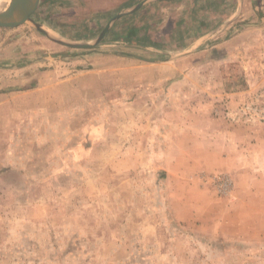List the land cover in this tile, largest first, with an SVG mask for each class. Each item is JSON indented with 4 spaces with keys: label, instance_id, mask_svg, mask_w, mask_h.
<instances>
[{
    "label": "rangeland",
    "instance_id": "1",
    "mask_svg": "<svg viewBox=\"0 0 264 264\" xmlns=\"http://www.w3.org/2000/svg\"><path fill=\"white\" fill-rule=\"evenodd\" d=\"M142 1L32 18L86 43ZM144 12L87 50L0 28V264H264V58L196 52L145 80L168 58L125 45Z\"/></svg>",
    "mask_w": 264,
    "mask_h": 264
},
{
    "label": "crops",
    "instance_id": "2",
    "mask_svg": "<svg viewBox=\"0 0 264 264\" xmlns=\"http://www.w3.org/2000/svg\"><path fill=\"white\" fill-rule=\"evenodd\" d=\"M142 2L144 5L140 9L122 16L123 21H126L127 18L136 17L139 11H146L139 18L141 22L129 25V28L123 26L122 29L127 31L124 43L130 50L146 53L153 58L159 56L168 58L160 64L149 63L153 71L148 72L145 80L158 78L154 73L155 65L172 66L180 55L194 58L197 56L194 55L196 52L220 54L219 58L225 63L226 58H228L227 62L232 58H264V0H144ZM122 19H118L119 21L115 23H120ZM232 30H236V33L227 38L228 31L232 32ZM6 57L0 54V58ZM175 63L178 64V61ZM108 72L109 78L111 72ZM78 77L79 75H75L61 79L56 85L66 87L69 83L78 81L76 80L79 79ZM159 78L170 84L169 91L172 93V86L175 83H173V74L164 73ZM175 78L178 76L175 75ZM78 90L84 91V88L80 86ZM241 93H244V90L239 89L238 94ZM3 105L4 95L0 93V110L3 109Z\"/></svg>",
    "mask_w": 264,
    "mask_h": 264
},
{
    "label": "water",
    "instance_id": "3",
    "mask_svg": "<svg viewBox=\"0 0 264 264\" xmlns=\"http://www.w3.org/2000/svg\"><path fill=\"white\" fill-rule=\"evenodd\" d=\"M41 5V0H13L12 7L9 12L3 13L0 12V28H15L23 24L33 23L36 25L47 37L54 43H57L61 46L77 49V50H87L93 49L100 45L104 40L106 34L110 30V26L114 24L118 19H120L125 14H119L115 16L109 23V25L104 29L101 35L92 42L86 43H71L63 39L54 37L48 31H46L42 26L36 24L35 20L32 18L34 13L38 10ZM144 5V2L138 4L130 12H135Z\"/></svg>",
    "mask_w": 264,
    "mask_h": 264
},
{
    "label": "bare ground",
    "instance_id": "4",
    "mask_svg": "<svg viewBox=\"0 0 264 264\" xmlns=\"http://www.w3.org/2000/svg\"><path fill=\"white\" fill-rule=\"evenodd\" d=\"M12 1L13 0H0V12H9L12 7Z\"/></svg>",
    "mask_w": 264,
    "mask_h": 264
}]
</instances>
